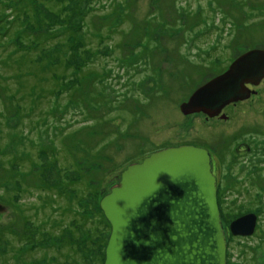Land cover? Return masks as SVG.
<instances>
[{
    "label": "rangeland",
    "instance_id": "rangeland-1",
    "mask_svg": "<svg viewBox=\"0 0 264 264\" xmlns=\"http://www.w3.org/2000/svg\"><path fill=\"white\" fill-rule=\"evenodd\" d=\"M75 1L76 0H73L71 2L72 5L70 8H76L77 12L79 10L80 11L77 16L74 17L73 20H71L73 22V25H76L78 23L82 11H84L87 7V0H79L78 2ZM114 1L115 0H93L92 4L96 6L95 12L97 13H95V16L92 15V23L96 18H99L101 16L103 11L111 10V6L114 5ZM154 1L155 0H138L135 5V8L138 12V16H136V18L142 19L143 17H147V12L153 10L151 9V4H153ZM209 1L210 0H160L158 2L160 6L164 7L170 6L175 3L179 13H182L183 10L197 12L201 8L204 12L209 14L207 21L201 24L199 27L194 28L192 31L190 30V28L198 20H196L192 24H185V39L183 40L180 37V44L193 41L195 37L199 39L196 41L199 42V46L202 47L208 48L210 46V43H220L221 48L218 52V55L224 60L225 64L214 66L215 68H219L220 70L229 66L230 62L227 61L229 59H232V57L234 61L236 58L250 49L264 48V14L260 15L259 9H257L256 6H248L244 10H240L237 7L239 10L230 9L228 13L227 8L230 0H213L216 3L214 8L220 10V18L218 19L216 18V12L210 10L209 8ZM259 1L261 0H256L255 2L251 1V5H259ZM44 3V0H0V15H3V17H7L5 20L0 18V35L3 34V30L7 27L10 26L11 28L8 37H0V91L2 90L1 87H3L4 90L5 88L10 89V92H12V94L15 92L24 94L26 92H35V86L39 91L41 90L37 79L39 75L44 73V70L42 64L43 60H41L38 55H43L41 52L43 45L37 42V40L41 41V39H36V37L38 35V30L42 24V18L40 15L47 16V12L44 9ZM244 3L247 5V0H244ZM29 4H31L32 8H34V13L32 15H28V18H23V20H26L27 18V22L29 24L28 32L32 35L27 34L26 36L22 37L21 41H19L24 31H26V22L23 20H19V17L24 13L25 10H27ZM40 8H42V10ZM17 10L19 11V13H17ZM99 12L101 13L99 14ZM231 12L235 17H241L243 15L244 17H246V20H243L245 21L243 29L235 32L232 35L229 33L228 38V36L224 32L225 23L223 18H225V14H231ZM245 13L248 16H245ZM14 16L16 18V21L13 26L11 18H13ZM193 20L194 19H191V22ZM85 23L87 27V19ZM213 24L217 26L218 29L217 27H213L214 29H211L210 25ZM128 28L129 26H126V29ZM54 29L55 31L59 32L61 31L62 27L55 26ZM206 29L208 30L206 34H204ZM14 30H20L19 34H14ZM85 30L86 38L84 42L85 44H87V29ZM96 30L97 28L94 27L92 29V34L90 33V35H92L90 37V40L94 43H92V47L97 48V50H94L96 51V54L93 53L92 56L91 53H87V56L90 57L88 64L89 66L92 65L90 66L89 70L101 71L100 77H106L105 81L109 80L107 77L110 74H113V76L108 82L100 85L92 84L94 80H91L89 89L98 87V90L102 89L104 94L105 92L111 91V93L109 94L110 97H120L122 99L123 97L121 95L127 92V90H125L124 88V83H130L131 88L138 89L136 95H138L142 100L141 108L134 107L133 102L128 104L131 109V111L128 112L122 111L121 108H116L111 105L107 110H105L103 102L98 101L97 109H99V111L97 113L90 107H88L87 111L83 108H68V106L53 110L51 107L52 104L49 103V100H44L43 102L41 101V104L37 107L36 110V115H39L41 118L37 125L43 124V128L40 129V134L35 133V129H33V133H31L32 137L38 138L39 136L41 137V135H43L46 138H50V136H52L54 137L56 144L59 145L60 132L56 129H62L64 125H66L64 127L66 128V130L64 131L65 133L75 130V138L85 140L87 139L88 142L92 144L94 141V137L90 136L89 138L87 132V129H89V127L91 126L88 125L87 129H85L84 127H81L84 125V123L77 120L82 116L80 112H86L87 124L90 125H92L93 122V115L91 114L88 117L87 112H95L97 116L96 120L100 122V124L97 125V129L106 130V132L108 131V126L103 120H101L100 116L104 114H111L115 116L120 114L121 116H123V113L124 116L127 117V122L121 119V117L118 118V120L120 121L119 124L121 125V130L125 128L126 131L124 132L123 137H119L116 139L115 142L118 144L114 145L112 150L110 151L111 165H107V168L113 167V170L109 175V177L111 178H113L114 176L116 177L118 171L122 167L124 170L136 157V155L141 153L138 149V146H145L146 149H149L148 152H150L154 149L160 148V146L163 145L161 142L168 143L170 140L175 141L178 138V131H184L186 136L182 137L183 139H186L184 141L197 140L198 137L196 135L198 133V128L201 131L204 130L206 134V140L210 141L212 140L213 136H217L219 134V132H216V129L220 131L225 130L229 133L235 132L234 135L238 132L251 133V136L253 138H258L260 135V138L264 139V134L262 132V130L264 129V80L259 83L260 85L258 84L259 86L255 87L259 90V94L261 95L260 97L253 96V98L244 101L243 103H239L236 106L232 105L227 109L230 114L235 113L232 124L230 125H228V123L225 124L219 122L218 120L211 121L210 123H204L200 117L192 119L193 116L187 120H182L181 118H183L184 116L180 110V105L184 101H187L192 95V92H194L198 87H200L210 79L216 77L217 75H220L221 73L218 74L217 72L212 70L210 73L202 77L198 73L200 68L197 69L193 65L184 63L181 59H179V57L178 61H176L177 59L175 55L173 56L174 52L169 50L170 47L174 46L173 43L175 42L173 41V37L169 35L170 42L164 44L163 46L166 50L163 53L160 51L159 54H157L161 59L164 57H167L169 59L162 62L161 73L158 77H148V74L150 72L144 67H139L138 60L134 61V57L136 56V53L139 51V49H135L134 45H126L125 50H112V48H110L109 46V42L106 39L101 44L98 40L93 39V34L96 32ZM106 34H113L115 37V42L123 41L122 36L124 34L121 29H118L116 32L106 31ZM179 35H181V33H179ZM233 35L235 36L233 37ZM55 40L56 39L50 40V45L56 47L58 44L57 41L55 42ZM231 43L236 44V48H234L235 53L232 54H230L229 50V46H231ZM21 45L23 46L22 50H20ZM187 49V44H183L182 52H187ZM189 52H191L190 56H196L200 51L198 47L197 51L195 47H191L189 49ZM98 53L99 59L97 61ZM70 54L74 55L75 50H71ZM48 56L50 58H56L55 62L66 60L64 59L65 56L63 54H57L56 56L54 54H48ZM125 56L130 57V61L133 62H122L120 59ZM46 59L47 58H45V60ZM172 59L173 62L171 63ZM194 59L198 61L197 58ZM18 62L22 63L21 74L19 77V70L17 69ZM10 64L12 65V68L10 67ZM124 64L128 65L129 67H123L122 65ZM200 66L202 65H199L198 67ZM46 68H48V70L45 71V74L49 76L44 80L43 86L45 88L54 89L55 80L51 77L52 68ZM60 70L61 69L56 70L55 72H60ZM35 72H37L36 76L34 74ZM80 73L82 74V71ZM85 73H88L87 68L85 69ZM66 74H68L69 76L74 75V78H77L76 74L72 72H67ZM8 75H11L13 78L8 77ZM118 77H121V80H118L116 82ZM85 82L87 83V81ZM133 84L136 85L133 87ZM197 84L199 85L195 88ZM57 90L58 89L56 88V93L51 96L53 104H55L56 101L59 100L66 103L68 97L72 94V91H68L70 89L66 88L64 89V91ZM0 93H2V91ZM73 95H75V93H73ZM130 100L131 99H126L123 105L129 103ZM26 101L29 102L30 99H27ZM3 103L5 105L9 103V101L7 100V96L3 95ZM3 103L0 100V110H3ZM134 109H140V115L137 118L136 122L129 124V121L137 116V114L134 113ZM110 110L113 111L108 113V111ZM38 112L42 113L38 114ZM14 121L16 120L14 119ZM202 123L204 125H202ZM30 125V122L26 123V126ZM34 125L36 124H32L30 128L34 127ZM53 129H55L56 131ZM259 130L260 132L258 133ZM6 131L7 130L4 127V124H0V143L2 144L3 148L7 144L4 137V132ZM117 134H119L118 131H115V135ZM97 137L100 143L99 146L110 140V138L108 137V132L105 135H100V133H97ZM236 137H238V135ZM6 139L8 140V138ZM17 153V149H15L14 147L10 148V156L16 155ZM19 153L23 156L26 155V153ZM79 153L83 154L82 151H80ZM262 154L263 156L256 157V159L258 160L257 166L252 167V169L246 167L244 170H241L240 173H238L236 176V179H239V181L241 182H237L234 185L233 189L242 194V201L235 204L236 209L234 213H232L231 215H228L226 213L227 226L232 221V216H236L240 213L248 211H255L257 210V208H255L256 204L264 203V150ZM260 159H262V161H259ZM50 160L51 159L49 158L44 159L43 165L45 166L46 164L48 166H51V163H49ZM81 162H85V159L83 158ZM103 162L105 165V161ZM86 166L83 167L85 171H87ZM13 168L16 171V168ZM101 171V168L98 169L96 175L102 177L100 174ZM42 172H40L35 179H29L27 181L29 183H26L25 181L23 183L16 181L8 184V190H10V192H8V197H10L11 195V198H13L18 195L17 202L9 200L4 201V199H0V227L10 226V228L6 227L7 229L6 231H4L5 235L1 236L0 238V264H56L50 261L55 256L58 257V252L59 256L62 254L61 259H65V254L69 256L71 253H73V251L68 248L70 247V245H62L64 250L58 251L57 249L58 246H61L62 242L60 241L63 240V237H71V230H74L76 234V239H74V241H77V243L79 244V248L84 247L83 252L73 253V260L75 261L80 259V262L78 264H98L99 262H101L102 257V254L98 253L99 248L101 247L103 250V240L106 239L105 242L108 244L111 235V226L109 229L106 221L107 219L105 220L104 218H97V216H89L88 219L91 222V227H89L90 223L87 222V219L85 220V222H87V228L78 225L77 222H81V218L76 222L75 217L76 215L82 214V204L84 202V204H87L86 198H84L85 200L81 202L82 204H79L78 201H75V209L71 212H68L65 211V209L69 205L68 202L65 203L67 201V198L58 195L57 198L59 199V201L61 203H64L62 205V208L59 209V206L57 205V209H55L54 206H50L49 208L44 210L45 206L48 205L47 198L50 195V193L47 192L51 190L46 186L44 187L42 183H55L58 179L54 178V176L52 175H50V178H48L47 172L45 171V175H42ZM1 174L2 171L0 170V176ZM250 174H253L254 177H250ZM55 175L58 176L57 174ZM89 177L91 178L90 174ZM89 177L87 176V178L84 177L80 180V186L81 188L84 187L83 190L85 191L87 187V180L89 182ZM112 184H114V182ZM29 185L33 186L30 191L28 190ZM28 191L29 193H27ZM65 191L68 194L70 193L67 188ZM107 191L110 192V187H108ZM0 192H2V190H0ZM86 192L82 195L86 196ZM87 198L88 201H90V203L88 204L90 208L99 205V197L97 198L96 194L87 195ZM9 204L11 206H7ZM16 204H21L22 209L16 207ZM33 207H35V209H32ZM36 208H38L39 210H36ZM35 215H37L38 218L31 219V217ZM104 217H106L105 214ZM13 219L15 220V222L13 221ZM30 224L32 225L29 226ZM25 225V230H28L27 232H25V230H23L22 228ZM89 228H91L92 230L95 229V231H93L95 233L90 235L88 232ZM259 228L264 229V214L261 218ZM1 232L2 231L0 230V234H2ZM51 233H55V235H51ZM90 236L94 240H89ZM260 236L261 234L257 233L256 236H252L253 238H245V241L235 240V238H233L230 241V244L227 245V250L230 247L232 251H235L237 255L239 251L244 249L246 251H252L247 250L249 247H252L255 248L253 251L257 252L258 254V252H261L262 250L264 251V244L260 240ZM74 246H77L76 243L74 244ZM17 250H21L23 252V255L19 258L15 256ZM257 256H259V254ZM257 256L254 252H249L244 257V259L242 257L240 259L244 260L245 264H255V262H259L260 260L259 258H257ZM105 259L102 264L105 263ZM70 261L71 259L66 261V264H71ZM258 262L256 264H258Z\"/></svg>",
    "mask_w": 264,
    "mask_h": 264
},
{
    "label": "trees",
    "instance_id": "trees-1",
    "mask_svg": "<svg viewBox=\"0 0 264 264\" xmlns=\"http://www.w3.org/2000/svg\"><path fill=\"white\" fill-rule=\"evenodd\" d=\"M73 0H44V9L47 12V16H41L42 18V24L41 27L38 30V35L36 39H41V41L37 40L38 43L42 44L43 47L41 49V52L43 55H38L41 60H43V70L44 73L39 75L37 82L41 88L39 91L38 88L35 86L34 90L35 92H29L20 94L19 92H15L12 94L10 92V89L1 87L2 93H0V100L3 103V95L7 96V100L9 103L5 105L3 103V110H0V124H4V127L6 128V132H4V137L6 141V145L4 148L2 147V144L0 143V170L2 171V174L0 176V199H4V201H13L17 202V197L11 198L8 197V184L11 182L19 181L23 183L24 181L26 183L29 179H35L36 176L42 172V175H45V171L49 176L52 175L54 178H57L58 180L55 183L45 182L42 183L43 186L49 188L51 191L47 192L50 193L49 197L47 198V206H45L44 210L49 208L50 206H54L55 209H57V205L59 206V209L62 208V205L64 203H61L59 199L57 198L58 195L64 196L67 198V201L65 203H69L68 207L65 209V211L71 212L75 209L76 204L75 201H78L79 204H82L81 202L84 201L86 198L87 204H82L83 212L82 214L76 215L75 220L76 222L78 219L81 218V222H77L78 225L86 227L87 228V222H89V227H91V222L88 219L89 216H97L100 218H104V211L101 210V199L105 194L108 193L107 189L111 186H113L115 183H117L121 179V172L123 170V167L118 171L117 176L111 178L109 175L110 172L113 170V167L107 168V165H111V155L110 151L112 150L114 145H117L116 139L119 137H123L124 132L126 131L125 128L121 130V125L119 124L120 121L118 118L121 117V119L125 120L127 122V117L118 115H111V114H104L100 116L101 120H103L106 125L108 126V137L110 140L103 145L99 146V140L97 137V133H100V135L107 134L106 130H98L97 125L100 124L96 120L97 116L96 113L99 111L98 108V101H102L105 110L109 108V106H114L116 108H121L122 111L128 112L131 111L128 104L133 103L134 107L141 108L142 106V100L137 94L138 89L131 88L130 83H124L125 86L128 85L127 89L128 91L125 94H122V99L119 97L113 98L110 97L109 92L103 93L102 89L98 90V87H93L89 89V85L91 83V80H94L92 84L100 85L104 84L105 82H108L113 74H110L107 78L108 81H105L106 77H100L101 71L99 70H93L90 71L89 68V60L90 57L87 56V53H91V56L93 53L96 54L97 48L92 47V41L90 40L92 34V29L95 27L97 28L96 32L93 34V39L98 40L101 44L105 41V39L109 42L110 48L112 50H125L126 45H134L135 49H139V51L136 53V56L134 57V61L138 60L139 67H144L146 70H148L150 73L148 74V77H158L161 73V64L164 60H167L169 58H159L157 54L161 51L162 53L166 50L163 46L164 44L170 42V36L173 37V41L175 43L173 47H170L169 50L173 51L176 57V61L181 59L184 63H188L190 65L195 66L197 69H199V75L202 77L204 75H207L212 70L220 73L224 69L220 70L219 68H215V65H221L225 64L224 60L220 56H215L214 52L218 48L216 47V43H210V46L202 47L199 46V42L196 40H199L195 37L193 41L190 42H184L180 44L179 38L181 37L183 40L184 37V26L188 23H194L196 20H198L191 28L192 31L194 28L199 27L201 24L205 23L207 21V18L209 17V14L204 12L203 9H199L196 11H184L182 13L178 12V8L175 3H173L170 6L164 7L160 6L158 2L160 0H155L153 4H151V11L147 12V17H143L142 19H137L136 16H138L137 9L135 8V5L138 0H115L114 5L111 6V10L103 11L101 16L99 18H96L95 21L92 23V15L95 16V10L96 6H94L93 0H87V7L84 11H82V14L80 15V19L78 20V23L76 25H73V22L71 20L74 19V17L77 16L79 11L77 12L76 8H70L72 5ZM79 0H76L75 2H78ZM105 1V0H104ZM251 1L255 2L256 0H247V5L244 3V0H230L228 5V13L230 9L232 10H244L248 6L254 7L256 6L257 9H259L260 15L264 14V0L259 1V5H251ZM105 3V2H104ZM216 5L215 1L210 0L209 1V8L212 11L216 12V18H220V10H217V8H214ZM55 6V7H53ZM116 7V8H115ZM239 9H238V8ZM42 10V8H40ZM115 9V10H114ZM17 13L19 11L17 10ZM34 13V8H32L31 4L28 5L27 10L24 11V13L19 17V20H23L25 17H29L28 15H32ZM101 12H99L100 14ZM184 15V19H183ZM245 16H248L246 13ZM9 16V15H7ZM54 17V19H53ZM0 18L6 19L7 17H3V15H0ZM26 20H23L26 22V31L22 34L19 41H21L22 37L26 36L27 34L32 35L28 32L29 30V24ZM86 19H87V27H86ZM191 19H194L191 22ZM225 23V30L224 32L228 36L229 33L232 35L235 32L243 29L245 25L246 17L243 15L241 17H235L232 12L231 14H225V18H223ZM16 21L15 16L11 18V22L14 26ZM62 27L61 31L57 32L55 31L54 27ZM126 26H129L128 29H126ZM213 27H217L214 24L210 25L211 29H214ZM57 28V27H56ZM87 29V44H85L84 40L86 38V30ZM118 29H121L123 32V41L122 42H115L114 35H107L106 31H114L116 32ZM218 29V27H217ZM10 26L4 29L3 34L0 35V37H8L10 33ZM66 30V31H65ZM208 29L205 30V33ZM14 34H19L20 30H14ZM181 33V35H179ZM235 35H233L234 37ZM229 38V36H228ZM56 39L57 46L54 47L50 45L49 41ZM196 41V42H195ZM172 43V42H171ZM16 44V43H15ZM94 44V43H93ZM183 44H187V52H182V46ZM1 46V43H0ZM36 47V46H35ZM54 47V48H53ZM191 47H195L201 51H203L204 54L198 55L199 60H195L194 58H190L191 52H189V49ZM23 46H20V50H22ZM236 44L231 43V46H229L230 53H235ZM212 49V50H211ZM75 50V54L71 55L70 51ZM39 51V50H37ZM48 54H54L55 56L57 54H63L65 56L64 61H58L55 62L56 58H50ZM45 58H47L45 60ZM86 58V59H85ZM174 58V57H173ZM92 59V58H91ZM99 59V53L97 54V61ZM130 57H123L120 60L125 63H131L133 61H130ZM233 59V57H232ZM207 61L206 63H203V61ZM231 60V59H230ZM70 62V63H69ZM173 62V59L171 60V63ZM91 63V62H90ZM175 63V61H174ZM199 65H202L198 67ZM10 67L12 68V65L10 64ZM46 67H51V77L55 80V88H45L43 85L44 80L49 76L45 74V71L48 70ZM87 68V74L85 73V69ZM17 69L19 70L18 77L21 74L22 69V63H17ZM60 70L55 72L56 70ZM211 69V70H210ZM82 71V74L80 73ZM67 72H72L76 74L77 78H74L73 76H69L66 74ZM35 76L37 75V72L34 73ZM8 77L13 78L11 75ZM118 80H121V77H118L116 82ZM87 81V83L85 82ZM136 84H133V87ZM197 84L195 88L198 86ZM58 89L57 91H64V89H70L68 91H72V94L68 97V100L66 103L62 102L61 100L56 101L55 104H53L51 96L54 95L55 89ZM72 89V90H71ZM4 90V92H3ZM95 90V91H94ZM0 91V92H1ZM75 93V95H73ZM30 99L29 102L26 100ZM126 99H131L129 103L126 105H123L124 101ZM49 100V103L52 104L51 107L53 110L60 109L62 107L68 106V108H83L86 111L88 110V107L92 108L93 111L87 112L88 117L92 114L93 115V122L92 125L87 124V116L85 111H81L80 114L82 115L80 119H77L78 121L84 123L83 126L85 129H87V126L89 129H87L88 137L90 136L94 137L93 143H89L86 139H78L74 137V131H70L65 133L64 131L66 128L62 129H56L60 132V140L59 145L56 144V141L54 137L50 136V138H46L43 135L38 138L32 137L33 129H35V133L40 134V129L43 128V124L37 125L39 120L41 119L40 116L36 115L37 107L41 104V101ZM138 102V103H137ZM12 105V106H11ZM91 105V106H89ZM113 110L108 111L111 112ZM42 112H38L40 114ZM134 113L137 114L135 118L129 121V124H132L133 122L137 121V118L140 115V109H134ZM86 118V120H85ZM14 119L16 121H14ZM46 121V116H45ZM30 122L34 125V127L30 128V126H26V123ZM50 123V122H49ZM52 123V122H51ZM55 130V129H53ZM52 130V131H53ZM55 130V131H56ZM115 131H118L119 134L115 135ZM263 132V131H262ZM264 134V132H263ZM3 135V133H2ZM127 135V134H126ZM55 136V134H54ZM235 135L232 139L238 141L239 135L236 137ZM8 138V140L6 139ZM264 138V137H263ZM257 137L253 138L255 143H257V147L259 148L258 151L261 153H258L256 156L250 155L249 161L252 163V165H249V167L246 164L247 168L252 169V167L257 166L258 160L256 157L263 156V150H264V139L260 140L261 145L259 144V141H257ZM32 140V141H31ZM99 146V147H98ZM14 147L17 149L18 153L16 155L10 156L9 151L10 148ZM263 147V148H262ZM50 151V152H49ZM82 151L83 154H80L79 152ZM19 152L26 153L25 156L20 155ZM49 158L51 159L49 163H51V166H48L45 164L43 165V160ZM85 159V162H81L82 159ZM227 159V158H226ZM228 162H225L227 166H232L236 164L237 162L245 163L247 161L244 160V158H239L235 154H231L228 158ZM105 161V165L104 162ZM245 161V162H244ZM259 161H262L260 159ZM132 163V162H131ZM13 165V166H12ZM87 165V166H86ZM238 165V164H237ZM236 165V166H237ZM86 166L87 171L83 169V167ZM235 166V167H236ZM16 168L15 169L13 168ZM245 167V168H246ZM102 169L100 172L102 177H99L96 175V172L98 169ZM25 169V170H24ZM87 173V175H86ZM57 174L58 176H56ZM89 174L91 178L89 177ZM89 177V182L87 180L86 183V191L83 190L84 187L81 188L80 186V180L84 177ZM250 177H254L253 174L249 175ZM95 181V182H94ZM114 182V184H112ZM237 182H241L238 180H233L232 178H226L223 177V180L221 184H218V203L220 206V211L222 214H230L233 212L234 208H227L224 195L225 193L233 189L234 185ZM90 183V185H89ZM112 184V185H111ZM66 185V186H65ZM111 185V186H109ZM33 186L29 185L28 190L30 191ZM66 188L70 191L68 194L65 190ZM29 191L27 193H29ZM87 193L86 196L82 195L84 193ZM237 192V191H236ZM240 193V192H239ZM90 194H96V197H99L98 200V206L90 208L88 205L90 201H88L87 195ZM83 196V197H82ZM7 206H11L10 204ZM16 207L19 209H22L21 204H16ZM32 209H35L33 207ZM36 210H39L36 208ZM87 211V212H85ZM231 215V214H230ZM224 216V215H223ZM225 217V216H224ZM235 216H232V218ZM38 218L37 215L32 216L31 219ZM30 219V220H31ZM87 219V222L85 220ZM43 220V219H42ZM15 222V220L13 219ZM107 224L110 229V222L108 220ZM225 224H227V219L224 221ZM103 223V222H102ZM101 224V220H100ZM30 224L29 226H31ZM35 225V224H33ZM227 226V225H226ZM7 228L10 226H6ZM5 226H1L0 230L2 231L0 234L1 236L5 235L6 228ZM25 226H23V230H25ZM228 227V226H227ZM82 228V227H81ZM28 230H25L27 232ZM95 229L89 228L88 232L90 235H92ZM58 232V231H54ZM71 237L66 238L63 237V240L61 246H58V251L64 250L62 245H70L68 247L73 253H81L84 251L83 248H79V244L77 241H74L76 239V234L74 230L70 231ZM51 235H55V233H51ZM73 238V239H72ZM89 240H94L90 236ZM88 241V240H87ZM103 240V250L100 247L99 252L102 254L101 262L98 264H102L105 259V251H106V245L107 243ZM108 241V240H107ZM228 242V237H227ZM76 243L77 246H74ZM21 247V245H20ZM88 249V247H87ZM73 253H71L69 256L65 254V259L62 258V254L59 256L60 264H66V261L68 259H71L72 264H78L80 262L79 260H73L74 256ZM23 255V252L21 250H17L16 257L19 258ZM78 259V258H77ZM103 259V260H102ZM59 264V263H58Z\"/></svg>",
    "mask_w": 264,
    "mask_h": 264
},
{
    "label": "water",
    "instance_id": "water-1",
    "mask_svg": "<svg viewBox=\"0 0 264 264\" xmlns=\"http://www.w3.org/2000/svg\"><path fill=\"white\" fill-rule=\"evenodd\" d=\"M264 78V48L236 58L220 75L198 87L180 105L185 114L218 115L231 102L257 91ZM209 151L170 146L130 164L101 199L111 223L104 264H227V239ZM257 215L230 224L235 235H251Z\"/></svg>",
    "mask_w": 264,
    "mask_h": 264
},
{
    "label": "flooded vegetation",
    "instance_id": "flooded-vegetation-1",
    "mask_svg": "<svg viewBox=\"0 0 264 264\" xmlns=\"http://www.w3.org/2000/svg\"><path fill=\"white\" fill-rule=\"evenodd\" d=\"M214 45H216V47L218 46V48L214 52V55L215 56H219L218 52H219V50L221 48L220 43H216ZM195 49L197 51V48H195ZM199 51L200 52L196 56H190V58H197L199 60L198 55H201V54L205 55L206 54V53H204L201 50H199ZM232 61H233V59H231V60L229 59L227 62H230L229 63V65H230L232 63ZM206 62H208V60L207 61H205V60L203 61V63H206ZM122 66L126 67L128 65L124 64ZM228 67L224 68V70L221 71L220 73L224 72ZM220 73H218V74H220ZM263 80H264V78H263ZM247 85L251 89L256 90L257 92L253 93L250 97H248V98H246L244 100H239L237 102H231V103L227 104L226 106H224L222 108L221 112L218 115L209 117L205 113L185 114V113H183L181 111L183 113V116H184L181 119L182 120H184V119L187 120V119H189L190 117L193 116L192 119H194L196 117H200L204 123H210L211 121L218 120L219 122H222V123H225V124L228 123V125L232 124V120H233V117L235 116V113L230 114L227 111V109L230 106H232V105L236 106L239 103H243L244 101H247V100L253 98V96H256V97H260L261 96L259 94V90L257 88H255V87L259 86L260 84L259 85H253V84L249 83ZM127 87H128V85L127 86L124 85L125 90L128 91ZM202 125H204V124L202 123ZM216 128H218V127H216ZM262 131L264 132V129ZM216 132H219V134L217 136H213L212 140L210 141V140H206V134H205L204 130L201 131L198 128V133L196 135L198 137L197 140L184 141V140H186V139L182 138V137H186L184 131H178V138L175 141L174 140H170L168 143L161 142L163 145H161L160 148H157V149H154V150H159V149H162V148H165V147H169V146H180V145H188V144L205 147L206 149H208V151L210 153L212 170H213V173L216 176L217 187H218V184L219 185L221 184L224 176L226 178H232L233 180H238V179H236V176H237L238 173H240L241 170L245 169L246 164H247V166L248 165H252V163L249 161L250 160L249 156L250 155L256 156L258 153H261V152L258 151L259 148L257 147V143H255V141L253 140V137L251 136V133H242V132L236 133L235 135H239V140L236 141V140L232 139L235 136L234 135L235 132L229 133V132H226L225 130L220 131L218 129H216ZM259 132H260V130L258 131V133ZM260 140H263V139H261L260 135H259L257 141H259V144L261 145L262 141H260ZM164 144H167V145H164ZM138 149H139V151L141 153L136 155V157L131 162L141 161L147 155H149L152 152H154V150L148 152L149 149H146L145 146H138ZM231 154H235L239 158H244V160L247 161V162H245V161H244L245 163H241V162L238 163L237 162L236 164H234L232 166H227L225 164V162L230 161V160H228V158L230 157ZM122 172H123V170H122ZM122 172H121V176H122ZM241 196H242V194L239 193V192H236L234 189H230V190H228L225 193L224 198H225V200L228 201V202H226L227 208H234L233 209L234 211L231 212L230 214L235 212V209H236L235 208V204L237 202H241L242 201L241 200ZM255 208H257V210L240 213V214H238V215H236L235 217L232 218V221H233V220H235V219H237V218H239V217H241V216H243L245 214L255 213L257 215V223H256V226H255V231L251 235H241V234L235 235V234H233L231 232V229H230V224H231L232 221L230 222L228 227L225 226L226 224H225L224 221L227 219V217H226L225 213L224 214L221 213L222 221H223V224H224V227H225V231H227L226 236L228 237V245L230 244V241L233 238H235V240L245 241L246 240L245 238H250L252 236L254 237V236H256L257 233L261 234L260 240L264 244V229H260L259 228L261 218L263 217V214H264V203L256 204ZM254 249L255 248L249 247L247 250H252V251H246L244 249V250L239 251V253L236 255L235 251H232V249L229 247L228 250H227V264H245L244 260H241L240 258L242 257L244 259V257L249 252H254L256 256L259 254V256H257V258H259L260 260H259V262L258 261L257 262H258V264H264V260H263L264 251L262 250L261 252H258V254H257V252L253 251ZM58 257H59V252H58ZM58 257L55 256L50 262H54L56 264H58V263L60 264V259L58 260ZM47 262H48V260H47ZM257 262H255V264ZM70 263L72 264L71 261H70Z\"/></svg>",
    "mask_w": 264,
    "mask_h": 264
},
{
    "label": "bare ground",
    "instance_id": "bare-ground-1",
    "mask_svg": "<svg viewBox=\"0 0 264 264\" xmlns=\"http://www.w3.org/2000/svg\"><path fill=\"white\" fill-rule=\"evenodd\" d=\"M233 62V61H232Z\"/></svg>",
    "mask_w": 264,
    "mask_h": 264
}]
</instances>
